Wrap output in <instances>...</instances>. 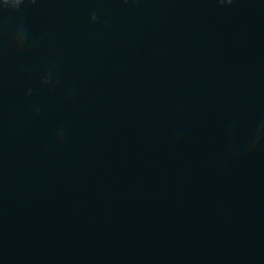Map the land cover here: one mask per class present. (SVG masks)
Instances as JSON below:
<instances>
[{"label":"water","instance_id":"water-1","mask_svg":"<svg viewBox=\"0 0 264 264\" xmlns=\"http://www.w3.org/2000/svg\"><path fill=\"white\" fill-rule=\"evenodd\" d=\"M0 264H264V0H0Z\"/></svg>","mask_w":264,"mask_h":264}]
</instances>
